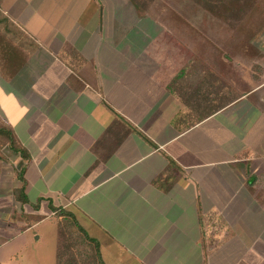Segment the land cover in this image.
I'll return each instance as SVG.
<instances>
[{
	"label": "crops",
	"instance_id": "0c3cea01",
	"mask_svg": "<svg viewBox=\"0 0 264 264\" xmlns=\"http://www.w3.org/2000/svg\"><path fill=\"white\" fill-rule=\"evenodd\" d=\"M116 2L0 0V117L31 155L3 147L0 248L51 220L57 264L58 207L105 264H264V26L167 54Z\"/></svg>",
	"mask_w": 264,
	"mask_h": 264
},
{
	"label": "rangeland",
	"instance_id": "374dc122",
	"mask_svg": "<svg viewBox=\"0 0 264 264\" xmlns=\"http://www.w3.org/2000/svg\"><path fill=\"white\" fill-rule=\"evenodd\" d=\"M104 1L114 11L123 8L116 0ZM126 1V10L129 9L128 4H130L132 11H138L147 16L149 24H155V26L164 28L168 32V35L165 33L159 42L167 54L169 53L170 46L172 49H181L179 47L180 43L234 44L237 40L236 37L242 30L246 31L247 28L250 29L252 26H264V0H241V3L237 6L229 5V2L227 3L228 0H222L224 4L230 7V10L227 11L224 10L223 4H219L221 1L212 5L207 0ZM122 5L125 4L123 3ZM209 6L215 7L222 13L223 17L214 14ZM180 54L182 53L180 52ZM175 58H178V56H175ZM0 159L3 160L4 164L8 165L6 168L9 169V171L7 170L8 173L6 170L1 173L0 170L1 205V203L7 202L9 197L11 199L14 197V194L13 197L11 196L10 188H6V185L11 181L9 174L16 167L10 159V151L6 150L5 152V150L0 149ZM41 188V186H36L34 189L38 193ZM34 189H32V192ZM32 194L27 191L26 197L28 201L36 206L40 202V197L44 196H33ZM17 196H19L22 204L27 203L21 189L17 190ZM25 205L27 206V204ZM35 217L34 215H28L27 223H33L36 220ZM5 238V236L0 237V245ZM56 248V226L53 225L51 220H44L39 226L25 233L24 237L20 236L16 241L3 245L0 248V262L3 264H56Z\"/></svg>",
	"mask_w": 264,
	"mask_h": 264
},
{
	"label": "trees",
	"instance_id": "16d2710c",
	"mask_svg": "<svg viewBox=\"0 0 264 264\" xmlns=\"http://www.w3.org/2000/svg\"><path fill=\"white\" fill-rule=\"evenodd\" d=\"M207 1L211 5L221 1L219 4L224 5V10H230V7L224 4L222 0ZM228 2L229 5L237 6L241 3V0H228ZM209 8L214 14L223 17L222 13L215 7L209 6ZM6 145L16 153H19L23 159L30 160L31 155L28 149L21 144L13 128L0 117V149H3ZM22 171L19 172L18 177L22 181L20 189L27 202L26 180L24 178V172ZM55 210L57 211V216L60 218L58 222L57 264H105L102 259L100 242L87 233L85 228L77 220L75 214L58 207ZM24 216L27 218V214H24ZM204 247L206 254L207 246L204 244Z\"/></svg>",
	"mask_w": 264,
	"mask_h": 264
}]
</instances>
